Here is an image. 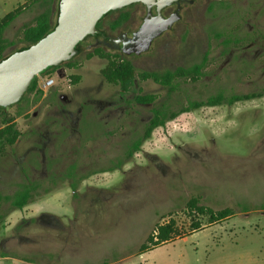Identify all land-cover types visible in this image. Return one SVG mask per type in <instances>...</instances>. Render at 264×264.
<instances>
[{
	"label": "rangeland",
	"instance_id": "obj_1",
	"mask_svg": "<svg viewBox=\"0 0 264 264\" xmlns=\"http://www.w3.org/2000/svg\"><path fill=\"white\" fill-rule=\"evenodd\" d=\"M58 4L0 0V20L21 9L5 32L15 42L6 54L24 45L22 30L48 8L56 21ZM144 12L133 5L102 25L126 13L138 21ZM180 15L148 53L123 58L138 71L165 72L200 62L207 52L199 82L169 95L151 80L137 81L123 93L102 76L106 59L86 57L94 47L90 38L77 67L39 76L40 88L50 78L55 84L38 101L28 94L19 106L0 110V128L5 116H13L21 133L17 144L0 150V187L16 192L39 181L40 194L25 209L52 213L70 229L20 223L32 240L24 254L0 248V264H264V96L184 112L155 129L131 160L125 158L154 107L138 104L137 95H157L161 104L264 90V0H195ZM191 54L194 59L183 58ZM73 75L80 77L77 84ZM195 197L234 215L212 225L203 218L202 228L191 231L186 204ZM6 205L12 209L11 202ZM19 215L0 220V240ZM171 219L181 236L140 252L156 227Z\"/></svg>",
	"mask_w": 264,
	"mask_h": 264
},
{
	"label": "trees",
	"instance_id": "obj_2",
	"mask_svg": "<svg viewBox=\"0 0 264 264\" xmlns=\"http://www.w3.org/2000/svg\"><path fill=\"white\" fill-rule=\"evenodd\" d=\"M20 13L21 9L17 8L0 20V62L15 52L14 51L10 54H6L7 49L11 46H14L15 42L8 40L5 37V32ZM52 16L53 9L48 8L35 18L34 24L24 27L20 39L24 45L18 50L25 49L30 45L37 43L48 33H50L57 23V19L56 21H53ZM120 23L121 22L115 23L114 27L118 26ZM97 27L99 28V26ZM86 40L80 42V44L77 46L76 49L79 52L78 55L84 53L83 44ZM95 56L107 60V64L101 71V74L108 84L118 86L123 93L131 92L134 89L137 81L143 82L152 80L155 83L162 85L167 90V93L171 95L173 93L179 92L181 89L182 85L180 84L179 78L186 77L190 74V76L193 78V81H197L203 76L206 64V60H204L202 64L196 65L190 69L179 68L175 71H167L165 73H152L148 71H138L131 61L123 58L120 55L112 54L110 49H106L102 46H94L90 51L86 52V57L88 59H91ZM62 66L69 68L77 67V58L75 57L73 60L60 65V67ZM53 70V68H49L42 72L41 76L46 74L49 75ZM71 78L73 84H77L80 80V77L75 75L71 76ZM28 94L37 95L36 101H38L43 96L44 92L39 85V76L32 81L24 99L20 103L10 106L9 108L19 106L26 99ZM263 96L264 90L262 92H254L244 95H226L224 93H218L216 95L210 96L206 100H188L186 103L171 101L159 104L157 103V95H137L135 98L136 102L140 104L154 105L152 109V119L144 127L143 132L137 135V137L128 145L125 152V158L126 160L133 158V156L141 150L144 142L151 138L155 129L165 126L167 122L175 119L184 112L196 111L203 107H214L219 105L232 106L238 102L249 101L256 98H261ZM0 110L5 111L6 109L0 107ZM20 135L21 133L17 129L15 117L5 116L2 120V127L0 128V143H6L9 146L14 145L18 142ZM122 163L123 162H120L119 166H122ZM72 171L74 172L73 169L68 172L69 175H73ZM73 188L76 189V185H73ZM34 189L36 188L33 184H26L23 186L22 190L17 195L8 199L11 202V206L16 209H21L31 203L35 199V197L31 194ZM1 200L2 198L0 197V201ZM186 210L187 216L191 219V231L200 230L202 228L203 218H207V224L212 225L222 222L234 215V212L231 208L215 211L210 207L200 204V200L197 197L192 198L187 202ZM180 236L181 233L176 221L171 219L168 222L160 224L156 227L155 231L141 246L140 252L143 253L149 251Z\"/></svg>",
	"mask_w": 264,
	"mask_h": 264
},
{
	"label": "water",
	"instance_id": "obj_3",
	"mask_svg": "<svg viewBox=\"0 0 264 264\" xmlns=\"http://www.w3.org/2000/svg\"><path fill=\"white\" fill-rule=\"evenodd\" d=\"M180 0H60L58 19L54 29L37 43L15 51L0 62V107L9 108L20 103L32 81L45 70L60 66L78 56L80 42L101 35L98 22L109 12L143 3L148 13L137 32L118 39L106 37L112 49L125 55L149 50L152 40L171 27L172 20L162 15L163 8ZM156 7L157 15L152 9ZM97 46V45H95Z\"/></svg>",
	"mask_w": 264,
	"mask_h": 264
},
{
	"label": "flooded vegetation",
	"instance_id": "obj_4",
	"mask_svg": "<svg viewBox=\"0 0 264 264\" xmlns=\"http://www.w3.org/2000/svg\"><path fill=\"white\" fill-rule=\"evenodd\" d=\"M194 1L195 0H180V1L174 3V4L170 5V6H167V7L163 8V10H162L163 17L165 19H167V20H172L171 27L166 29L160 36H158V37H156V38H154L152 40V43L150 45L149 50H147L146 52H142L140 54L133 53V54H131L129 56H140V55H143L145 53H148L152 49L154 43L157 40L161 39L166 33H168L171 30H173L174 26L180 21V19H181L180 12H181L184 4L193 3ZM137 4L141 5L145 9L144 16H141V19H139L138 21L136 20V15H132L131 13H129V14L126 13V14H120L117 18L112 20L107 26L102 25V21L107 16H109L111 13L120 12L122 10H125V9H127V8H129V7L133 6V5H137ZM147 13H148L147 6L145 4H143V3H134V4H132V5L128 6V7H125V8L113 10V11L109 12L107 15H105L97 24V26H99L98 29L102 32V34L98 35V36L89 37L88 39H90V38L94 39V43H93L94 46L97 45V46H102V47H104L106 49H112L107 44L108 41L105 44L104 43L97 44V42L98 41H100V42L106 41V37H110V38L116 40V39L120 38L121 36H123L124 34L130 33V32H137L142 27V25H143V23L145 21V18L147 16ZM152 13L155 16L157 15L156 7H154L152 9ZM124 16H126V17H124ZM117 22H121V23L118 26L114 27V24L117 23ZM227 49H228V47H224V50H227ZM113 50L115 52H117L118 54H120L122 57H128V55H125L124 53H122L118 49H113ZM163 53H164V51H163L162 48H160L159 51H157V54H159V55L163 54ZM220 54H222V53H220ZM183 58H185V59L186 58L194 59L195 56H192V54H191L188 57L187 56H183ZM203 58H204V60L208 59L207 52L204 53ZM204 60H202L200 62H195L194 61L190 65L182 64V65H179V66L175 67L173 70H168V71H175V70H177L179 68L190 69V68H192V67H194L196 65L202 64ZM206 66H207V62L205 64L204 71L206 69ZM59 67L60 66H56V67H52V68L53 69H58ZM148 72L165 73L167 71H165V72L148 71ZM203 76H204V74H203ZM201 78L194 82L193 78L189 74L186 77L179 78V81H180L181 85H183V84H193V83L199 82L201 80ZM138 104H140V103H138ZM141 105H148V104H141ZM219 106H224V105H219ZM151 119H152V114H151L150 118L147 120V122L144 124V127L151 121ZM144 127H143V129H144ZM142 132H143V130H142ZM5 146H9V145H7L6 143H0V150H2L3 147H5ZM127 161H129V160H127ZM22 168L23 167H21V169ZM31 184H33L35 186V188H36V189H34L31 192V194L36 198L40 194L41 184H40L39 181L33 180V182H31V183H29L27 185H31ZM23 186H25V185H23ZM21 190H22V188L20 190H17L16 192H12V190H8L5 193V190L2 187H0V197L2 198L0 203L2 201L5 202V203L3 202L4 204H0V220H4L5 221L13 213H16V212L20 213V215H19L20 219H19V221H18V223L16 225H14L10 229H8V227L3 228L4 231L7 233V235H5V237L1 238V240H0V248L4 249L6 251L16 252L18 254H24L25 253V245L30 244V241L32 240V237L30 235H26V234L23 233V230L20 227V223L27 224L28 226H30L32 224H36V223H42L43 225H45L46 227H49L51 229H59V230H67L68 229V230H70L68 227H65L60 221H58V219L52 213L44 212V211L43 212H39V213H35V211H32V210H28L27 211L25 209V207L27 205L24 206L21 209H16V208H13V207H12V209H10L9 206L6 205V203L10 202L8 199L14 197L15 195H17Z\"/></svg>",
	"mask_w": 264,
	"mask_h": 264
},
{
	"label": "built area",
	"instance_id": "obj_5",
	"mask_svg": "<svg viewBox=\"0 0 264 264\" xmlns=\"http://www.w3.org/2000/svg\"><path fill=\"white\" fill-rule=\"evenodd\" d=\"M55 84V78H50V79H47L43 85H41V89L44 90V89H47L51 86H53Z\"/></svg>",
	"mask_w": 264,
	"mask_h": 264
}]
</instances>
